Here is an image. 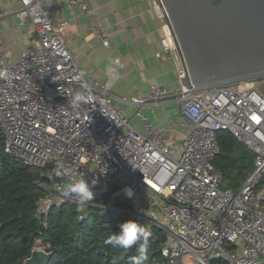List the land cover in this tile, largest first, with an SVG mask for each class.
I'll return each mask as SVG.
<instances>
[{
    "label": "built area",
    "instance_id": "obj_1",
    "mask_svg": "<svg viewBox=\"0 0 264 264\" xmlns=\"http://www.w3.org/2000/svg\"><path fill=\"white\" fill-rule=\"evenodd\" d=\"M87 10L85 0H65ZM21 19H30L40 46L11 62L0 48V131L3 151L38 170L35 184L45 194L35 203L34 219L43 229L50 211L70 202L86 217L85 206L64 197L66 185L84 175L97 180L95 192L115 179L116 196L135 203L133 216L166 237L161 255L170 264H264V78L192 93L188 73L180 66L174 94L161 85L129 103L144 133L125 116L124 99L113 96L108 83L88 81L68 52L63 36L67 21L54 22L40 0H19ZM155 12L165 33L161 50L180 60L176 35L161 0ZM7 11L0 7V18ZM109 47L104 26L94 27ZM80 92L91 100L72 106ZM167 99L191 129L176 149L162 143L160 128L143 114ZM228 131L254 154L253 168L237 190L221 188L214 166L217 132ZM116 177V178H115ZM133 188L126 197L123 189ZM49 247L46 244L43 248Z\"/></svg>",
    "mask_w": 264,
    "mask_h": 264
},
{
    "label": "crops",
    "instance_id": "obj_2",
    "mask_svg": "<svg viewBox=\"0 0 264 264\" xmlns=\"http://www.w3.org/2000/svg\"><path fill=\"white\" fill-rule=\"evenodd\" d=\"M51 12L54 22L67 21L63 40L81 74L88 80L108 83L114 97L124 99L125 116L131 125L144 133L140 120L133 115L129 103L144 95L151 84L161 85L174 94L179 86L177 70L180 60L161 50L165 33L162 21L155 12V0H85L87 10L68 7L65 0H40ZM7 14L0 18V48L11 62L25 52L37 49L40 40L30 19H21L19 0H0ZM107 30L109 47L97 39L94 27ZM118 63H112L113 61ZM111 67L119 79L110 83L106 68ZM143 114L160 128L162 143L180 148L190 132V125L168 99L153 113L146 108Z\"/></svg>",
    "mask_w": 264,
    "mask_h": 264
},
{
    "label": "trees",
    "instance_id": "obj_3",
    "mask_svg": "<svg viewBox=\"0 0 264 264\" xmlns=\"http://www.w3.org/2000/svg\"><path fill=\"white\" fill-rule=\"evenodd\" d=\"M219 147L214 166L222 173L221 188L237 190L253 168L254 154L228 131L217 132ZM38 170L23 165L3 151L0 131V264H22L35 247H49L52 251L48 264H131L137 255L135 248L127 251L105 243L118 231L117 225L134 220L147 227L144 220L133 216L135 203L116 196L118 184L108 178L105 187L97 189L79 219L78 208L70 202L61 203L50 211L46 229L34 219L35 203L45 192L36 186ZM152 235L147 249V260L141 264H170L161 255L163 231L147 227ZM211 264H224L213 260Z\"/></svg>",
    "mask_w": 264,
    "mask_h": 264
},
{
    "label": "water",
    "instance_id": "obj_4",
    "mask_svg": "<svg viewBox=\"0 0 264 264\" xmlns=\"http://www.w3.org/2000/svg\"><path fill=\"white\" fill-rule=\"evenodd\" d=\"M161 1L192 93L264 78V0ZM52 254L35 247L22 264H48Z\"/></svg>",
    "mask_w": 264,
    "mask_h": 264
},
{
    "label": "clouds",
    "instance_id": "obj_5",
    "mask_svg": "<svg viewBox=\"0 0 264 264\" xmlns=\"http://www.w3.org/2000/svg\"><path fill=\"white\" fill-rule=\"evenodd\" d=\"M118 62L119 61L117 60L112 63ZM106 72L110 77V83L119 79V74L111 67L106 68ZM90 100V96L86 97L80 92H77L72 97L71 103L75 108L79 106L81 102L87 103ZM96 185L97 180L93 179L90 182L83 174H81L80 179L66 185L63 195L64 197L74 199L78 206L83 207L87 202L94 199L92 189L96 187ZM123 193L129 199H132L135 196V192L131 187L124 188ZM117 228L118 231L110 234L105 240V243L114 248L123 249L125 251L135 248L137 255L130 257L131 264H141L142 260H147V249L152 235L150 229L134 220L123 221L117 225Z\"/></svg>",
    "mask_w": 264,
    "mask_h": 264
},
{
    "label": "rangeland",
    "instance_id": "obj_6",
    "mask_svg": "<svg viewBox=\"0 0 264 264\" xmlns=\"http://www.w3.org/2000/svg\"><path fill=\"white\" fill-rule=\"evenodd\" d=\"M260 90H261V92L263 93V95H264V80L262 81V82H260ZM174 148H176V149H178V147L176 146V147H174ZM116 178V177H115ZM115 180V179H114ZM104 187V186H103ZM103 187H101V188H103ZM104 189H105V187H104Z\"/></svg>",
    "mask_w": 264,
    "mask_h": 264
}]
</instances>
